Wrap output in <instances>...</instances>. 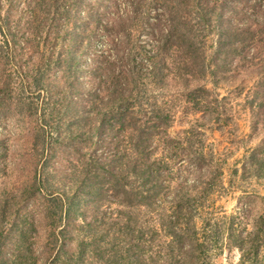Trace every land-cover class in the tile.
Wrapping results in <instances>:
<instances>
[{"label": "rangeland", "instance_id": "obj_1", "mask_svg": "<svg viewBox=\"0 0 264 264\" xmlns=\"http://www.w3.org/2000/svg\"><path fill=\"white\" fill-rule=\"evenodd\" d=\"M0 264H264V0H0Z\"/></svg>", "mask_w": 264, "mask_h": 264}, {"label": "trees", "instance_id": "obj_2", "mask_svg": "<svg viewBox=\"0 0 264 264\" xmlns=\"http://www.w3.org/2000/svg\"><path fill=\"white\" fill-rule=\"evenodd\" d=\"M194 1V0H192ZM214 17V20L212 21ZM223 21H222V12L220 11H215L213 10V8H211L210 6H205L202 7L200 12H198V17H197V22L196 24L198 25L197 28L195 29L197 30H201V26L206 27L209 25H212V28H215L218 30L219 32V36H218V41L217 43H219V47H222L223 45H225V43L227 41H229L230 39H232L233 37L238 38L239 34H240V30L238 29H232L230 30L228 27H224L223 25ZM177 26L175 24H171L170 29L167 30L166 32V39H171L174 36H178L177 34ZM189 32L193 31V28L189 26ZM195 31V32H196ZM198 34V33H196ZM196 34H194L192 37L188 36L187 39V43L184 46L183 49L189 50L191 48H193V50L195 52H197V47L199 46L194 43V39ZM163 49L161 47H155L153 53L150 55H145L143 57H141L140 59H136L135 56L137 54H133L132 52H127L126 54L124 53V55H122L123 58V62L121 63L120 66H122L120 69V76L123 80V84L121 85V88L117 91L114 89H111L109 91V95H110V100L107 103V106L109 109H119L120 110V114L121 115H125V116H133L135 117V112L132 108H131V99L133 96V90H130L129 85H133V88H136V84L139 80H143L141 78H145L147 80H151L152 83L154 82V80L157 78V76L162 75V72H164L163 70V65H161L157 59L159 56H161L160 51H162ZM109 58V57H108ZM191 58V57H190ZM70 61H72V59H69ZM193 62V61H190ZM146 64L145 69L142 70V66ZM189 64V63H187ZM201 68V67H200ZM119 76V75H118ZM143 76V77H142ZM111 80L118 82L119 78L112 76L111 75ZM150 83V84H152ZM128 89V91H127ZM115 93H117V95H115ZM92 104V103H91ZM106 104V103H105ZM118 110V111H119ZM129 122V121H128ZM129 126V130L132 132V134H130V139H129V145L131 147L132 152L134 153V158L132 159V161L130 162V169H131V174H135L134 176H136L137 171H136V167H137V160L136 157L138 155V157H140V154H144L143 148H142V144H143V137H140V131L141 129L137 128L135 126V123H132ZM145 155V154H144ZM112 175H114V173L111 172ZM115 177V176H114Z\"/></svg>", "mask_w": 264, "mask_h": 264}]
</instances>
